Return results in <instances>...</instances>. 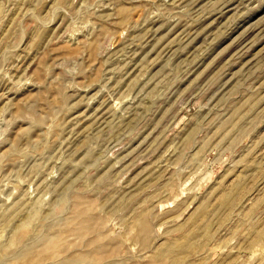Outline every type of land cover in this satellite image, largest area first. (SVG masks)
<instances>
[{
	"label": "rangeland",
	"instance_id": "374dc122",
	"mask_svg": "<svg viewBox=\"0 0 264 264\" xmlns=\"http://www.w3.org/2000/svg\"><path fill=\"white\" fill-rule=\"evenodd\" d=\"M0 264H264V0H0Z\"/></svg>",
	"mask_w": 264,
	"mask_h": 264
}]
</instances>
